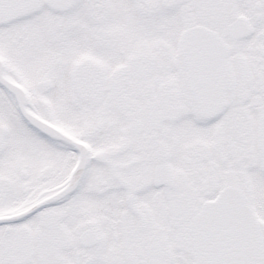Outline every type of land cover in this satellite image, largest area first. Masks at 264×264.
I'll return each instance as SVG.
<instances>
[{
  "label": "snow or ice",
  "instance_id": "snow-or-ice-1",
  "mask_svg": "<svg viewBox=\"0 0 264 264\" xmlns=\"http://www.w3.org/2000/svg\"><path fill=\"white\" fill-rule=\"evenodd\" d=\"M0 264H264V0H0Z\"/></svg>",
  "mask_w": 264,
  "mask_h": 264
}]
</instances>
